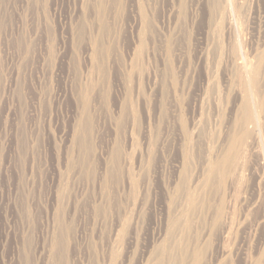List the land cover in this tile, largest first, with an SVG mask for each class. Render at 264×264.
<instances>
[{
  "label": "rangeland",
  "instance_id": "rangeland-1",
  "mask_svg": "<svg viewBox=\"0 0 264 264\" xmlns=\"http://www.w3.org/2000/svg\"><path fill=\"white\" fill-rule=\"evenodd\" d=\"M0 264H264V0H0Z\"/></svg>",
  "mask_w": 264,
  "mask_h": 264
},
{
  "label": "bare ground",
  "instance_id": "bare-ground-1",
  "mask_svg": "<svg viewBox=\"0 0 264 264\" xmlns=\"http://www.w3.org/2000/svg\"><path fill=\"white\" fill-rule=\"evenodd\" d=\"M230 1H231V0H230ZM237 23H238V22H237ZM237 23H236V24H237ZM230 24H231V23H230ZM228 27H230V26H228ZM244 58H245V57H244ZM243 68H244V67H243ZM245 116H246V115H245ZM249 134H250V133H249Z\"/></svg>",
  "mask_w": 264,
  "mask_h": 264
}]
</instances>
